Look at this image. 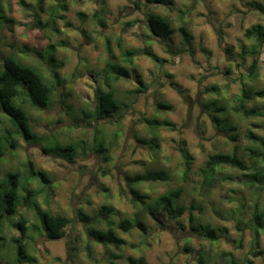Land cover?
I'll return each mask as SVG.
<instances>
[{
    "label": "rangeland",
    "instance_id": "374dc122",
    "mask_svg": "<svg viewBox=\"0 0 264 264\" xmlns=\"http://www.w3.org/2000/svg\"><path fill=\"white\" fill-rule=\"evenodd\" d=\"M173 2L174 7L167 9L147 0H0L8 20L0 25V70L3 59L12 56L34 67L54 88L47 108L23 105L33 138L25 141L15 135L16 147L7 148L0 160V178L14 171L26 178L29 162L34 170L44 172L47 183L33 178L28 185L39 192L36 204L70 220L61 239L48 240L21 195L11 219L25 220L26 238L21 242L33 264H129L128 258H142L146 264H199L203 257L207 264H230L227 254L235 264L247 258L264 264V234L256 249L260 253L253 258L246 223L258 194L246 177L251 173L247 149L256 148L249 132L264 140V116L246 119L233 111L241 91L264 89V53L257 59V79L248 76L252 58L240 57V46L250 44L244 31L256 24L264 28V16L250 4L264 0ZM149 14L170 21L174 29L170 42L152 35ZM181 26L193 37V54L181 44L177 33ZM50 47L60 64L58 83L47 60ZM127 51L139 52L130 56V64L123 61ZM113 58L129 69V77L114 83L118 112L112 119L95 121L94 90L102 84L99 74L104 64ZM212 101L223 106L225 116L219 117L233 123L236 132L211 119L208 104ZM252 102L264 107V98ZM159 104L168 109H159ZM154 122L168 125L155 129ZM10 127L0 110V134ZM99 142L107 149L106 158L95 151ZM70 143L77 145L71 162L43 151ZM181 150L191 158L186 176ZM234 152L244 169L226 166L217 170L211 182L203 181L201 170L210 156ZM156 171H163L169 180L137 185L128 181ZM131 187L150 201L181 188L178 204L185 212L172 221L159 212L152 221L133 200ZM258 199L264 208V191ZM102 207L116 213L109 218L99 216ZM80 216L90 222L80 221ZM136 218L146 232L133 228L124 234L115 228L127 242L121 249L106 248L88 234L90 228L104 230L107 221L117 225L122 219ZM205 225L215 230L217 241L203 237L199 227ZM1 235L6 247L0 251V264L5 254H10L9 264H29L15 260L11 239L20 237L19 229L4 222Z\"/></svg>",
    "mask_w": 264,
    "mask_h": 264
},
{
    "label": "trees",
    "instance_id": "16d2710c",
    "mask_svg": "<svg viewBox=\"0 0 264 264\" xmlns=\"http://www.w3.org/2000/svg\"><path fill=\"white\" fill-rule=\"evenodd\" d=\"M150 3H159L167 9L174 7L173 0H147ZM41 2V0H40ZM250 7L258 11L264 16V3L252 2ZM2 21H8L2 13L0 7V25ZM147 24L150 32L153 36L159 38L163 42H170L171 37L174 34V29L171 26L170 21L159 14H149L147 17ZM178 36L180 38L182 46L185 47V51L193 54V37L186 30L184 26L177 29ZM243 37L247 42H250L248 46L241 45L240 57L243 60L245 56L252 58L249 65V78H258V57L261 53H264V28L259 25H253L246 29L243 33ZM138 51H127L123 54L124 63L130 64L131 58ZM47 60L49 64L53 67V74L56 82H59L58 69L60 64L57 63L54 56L53 48H48L46 51ZM144 54L157 60L151 52H144ZM129 69L123 65H120L115 59H111L104 64L100 72V77L102 84L95 88L94 97L96 100L94 113L92 118L95 121H106L112 119L114 114L119 110V101L116 99L114 91V83L120 80H127L129 77ZM53 86L46 83L40 73L32 66L24 65L17 61L14 57L8 56L2 61V66L0 70V110L7 116L10 123V130L6 129L5 134H0V160L3 157L7 148H15V135H20L25 141L33 138V134L30 129L28 122V116L23 108V105L27 103L36 109H45L48 107L50 102V96L53 92ZM213 89V88H212ZM138 92H141L138 90ZM256 97L264 98V89L251 90L245 89L241 91L238 97V105L233 108L234 114L242 115L244 118L248 119L256 116H264V107L253 106V100ZM159 109H168V106L159 104ZM208 108L213 114L211 119L217 124H222L226 130L236 132V127L228 121L227 119H220L219 115H224L225 109L223 106L218 105L215 101L208 104ZM217 115V116H216ZM225 116V115H224ZM153 127L156 129L158 127L167 126L168 124L162 122L152 123ZM264 129V124H263ZM1 133V132H0ZM249 137L255 142L256 148H248L249 158L251 161L250 174H246L248 178V183L250 187H256L258 194L252 201L251 211L249 214V219L247 220V227L251 233L252 239V249L251 255L256 258L260 252L256 251L260 247V238L264 234V208L259 207V194L264 191V140L251 132H249ZM154 150L158 148L157 143L153 144ZM77 145L70 143L67 145H54L52 149H45L43 151L54 152L65 158L68 161L73 160L74 151ZM95 151L98 152L103 158L107 156V149L104 145L99 142L95 145ZM181 156L184 160L185 166V176L190 171L191 168V158L188 156L185 150H181ZM226 166L233 168L244 169L243 161L236 153L229 154H215L208 158L204 167L201 170V175L203 181L209 183L211 182L217 170ZM29 175L26 178L18 171L8 172L2 178H0V233L3 229L4 222H10V224L19 229L20 237L18 239L12 238V245L16 246V262L17 263H29L33 264L34 260L27 257L24 251V244L21 240L26 238V225L24 218L20 217L18 220L14 221L11 216L16 214V208L21 201V195L24 194L29 205L32 207L34 213L38 217L41 223V230L43 231L45 237L48 240H57L63 237V229L69 225L70 220L64 216L52 215L47 210H41L40 207L35 202V195L39 192L32 191L28 185L31 179H39L42 183H47L48 179L44 172L39 170H34L32 164L28 163ZM169 177L163 171L149 172L144 175H136L134 177L128 178L131 185L141 184L143 182H167ZM186 182V181H185ZM182 189L177 188L174 190L166 191L162 193L157 198L150 201L149 197L140 193L138 190L131 187L132 198L135 202L142 205L146 214L150 217L152 221L156 220V216L159 212H162L163 217L167 221L177 220L185 212L183 206H179L178 201L181 196ZM115 210L111 207H102L98 214L99 216L109 218V215L115 214ZM80 221L90 222L86 216H80ZM115 228L121 230L124 234L131 232L133 228L139 229L143 234H145V227L143 223L136 218L133 221L128 219H122L119 224H114L111 221L106 222V228L101 230L99 228L88 229L89 236L98 244L104 247L112 246L115 249H121L126 246L127 242L120 238L115 233ZM200 231L205 239L209 242H214L218 240L215 230L207 225L200 226ZM6 238L4 235L0 236V251L6 247ZM14 248V247H13ZM9 251V247H8ZM226 255V254H224ZM10 254L3 255V264H9L8 258ZM229 256L230 264H235L233 257ZM117 256H114L116 258ZM6 259V260H5ZM129 264H146L142 259H127ZM207 258H200L199 264H207ZM243 264H253V259H245Z\"/></svg>",
    "mask_w": 264,
    "mask_h": 264
}]
</instances>
